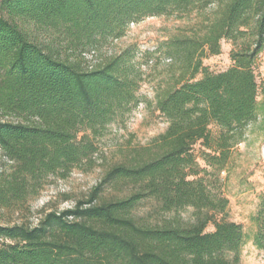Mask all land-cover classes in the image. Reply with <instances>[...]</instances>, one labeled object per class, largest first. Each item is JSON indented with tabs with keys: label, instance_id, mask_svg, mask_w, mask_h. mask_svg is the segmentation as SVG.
I'll return each mask as SVG.
<instances>
[{
	"label": "trees",
	"instance_id": "trees-1",
	"mask_svg": "<svg viewBox=\"0 0 264 264\" xmlns=\"http://www.w3.org/2000/svg\"><path fill=\"white\" fill-rule=\"evenodd\" d=\"M152 16L195 18L162 44L169 62L153 105L167 129L129 147L72 207L36 225L0 222V264H243L247 234L209 176L227 170L264 115V0H0V149L11 162L0 169V208L21 209L51 176L96 166L97 139L142 102L152 52L144 63L134 44L93 65L85 56ZM223 40L233 65L212 72L203 60ZM146 200L154 220L135 214ZM252 220L264 250V193Z\"/></svg>",
	"mask_w": 264,
	"mask_h": 264
},
{
	"label": "rangeland",
	"instance_id": "rangeland-1",
	"mask_svg": "<svg viewBox=\"0 0 264 264\" xmlns=\"http://www.w3.org/2000/svg\"><path fill=\"white\" fill-rule=\"evenodd\" d=\"M195 18L179 19L175 16H152L129 26L125 36L110 41L95 53H87L88 64H96L106 57L120 53L129 45H136L138 61L144 63L145 52H152L148 64H141L144 81L139 90L141 103L127 116L124 122L112 123L104 136L97 139L99 152L96 166L83 171L74 169L66 178L51 176L40 194L18 210L0 208L1 223H21L36 225L51 210H63L72 207L77 200L86 199L91 189L100 181L104 173L119 162L123 153L132 146L147 145L154 137L168 127L167 119L154 109L157 90L164 86L167 63L162 44L182 29L194 24ZM230 41H222L221 53L204 58V65L212 72L227 70L233 65L230 57ZM260 105H264V51L259 57L256 69ZM202 75L199 74L197 78ZM148 102V103H147ZM1 118V116H0ZM6 119V118H4ZM200 144L195 146L199 152ZM201 167L209 168L199 159ZM11 162L0 149V169L8 168ZM210 169V168H209ZM209 179L216 184L229 199L226 218L240 223L247 234V241L242 251L243 264H264V250L258 249L253 242L256 225L252 216L256 213L259 197L264 193V115L247 128L246 140L236 146L227 170ZM107 190L106 194H116ZM124 194V193H121ZM156 202H142L135 214L138 217L154 220ZM191 211V210H190ZM190 211L183 212L189 218ZM213 224L206 230L213 231Z\"/></svg>",
	"mask_w": 264,
	"mask_h": 264
}]
</instances>
